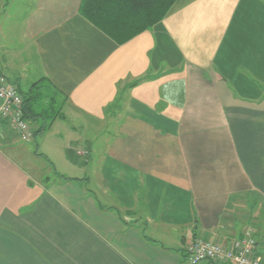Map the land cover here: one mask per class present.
Returning <instances> with one entry per match:
<instances>
[{"label": "crops", "instance_id": "crops-1", "mask_svg": "<svg viewBox=\"0 0 264 264\" xmlns=\"http://www.w3.org/2000/svg\"><path fill=\"white\" fill-rule=\"evenodd\" d=\"M81 1L0 0V76L64 104L34 152L0 137V264H189L196 239L264 264V0H177L124 44Z\"/></svg>", "mask_w": 264, "mask_h": 264}, {"label": "trees", "instance_id": "trees-1", "mask_svg": "<svg viewBox=\"0 0 264 264\" xmlns=\"http://www.w3.org/2000/svg\"><path fill=\"white\" fill-rule=\"evenodd\" d=\"M177 0H82L81 14L118 44L151 30L171 11ZM24 94L25 119L34 128V138L44 134L64 106L50 81L42 79ZM50 99V100H49Z\"/></svg>", "mask_w": 264, "mask_h": 264}, {"label": "built area", "instance_id": "built-area-1", "mask_svg": "<svg viewBox=\"0 0 264 264\" xmlns=\"http://www.w3.org/2000/svg\"><path fill=\"white\" fill-rule=\"evenodd\" d=\"M10 130L20 141L34 139V128L25 119L24 95L6 77L0 76V137ZM188 263L263 264L252 239L234 240L229 245L196 239L187 247Z\"/></svg>", "mask_w": 264, "mask_h": 264}, {"label": "rangeland", "instance_id": "rangeland-1", "mask_svg": "<svg viewBox=\"0 0 264 264\" xmlns=\"http://www.w3.org/2000/svg\"><path fill=\"white\" fill-rule=\"evenodd\" d=\"M19 2V1H18ZM28 10V8H23V9H21V11L18 13V16H22L26 11ZM29 11V10H28ZM28 11L26 12V14H28ZM22 17H25V16H22ZM8 20H9V18L8 17H5L4 19H3V23H2V25L3 24H5V27L6 26H8L9 24L7 23L8 22ZM13 23H14V25H16L15 26V30L12 32L13 33V37H14V46H17V48H18V50H22L23 48H24V46H25V40H24V38H23V32H22V29H20V25H18V22L19 21H15L14 19H13V21H12ZM10 26V25H9ZM5 60H6V62H8L9 63V55H6L5 56ZM13 61V60H12ZM18 63V64H17ZM17 63H15V62H13V65H15L14 66V68L13 67H11V66H13V65H10L9 64V67H10V69H12V70H14V69H18V65H19V61H17ZM12 70H10V71H12ZM7 76L12 80V82H16V77H15V75H13L12 73H8L7 74ZM21 90H23V92H26L23 88L21 89ZM64 99V98H63ZM50 100V99H49ZM57 101L59 102H61L62 101V97H59L58 99H57ZM19 140L17 139V141H16V146H21V147H26V148H28L31 152H34L35 150H37V148H38V146L36 145V143H37V141H35V143L34 144H32V143H28V144H23L22 142H18Z\"/></svg>", "mask_w": 264, "mask_h": 264}]
</instances>
